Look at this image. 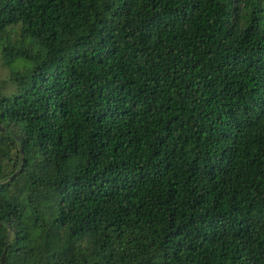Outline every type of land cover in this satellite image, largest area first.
I'll use <instances>...</instances> for the list:
<instances>
[{
    "label": "trees",
    "instance_id": "trees-1",
    "mask_svg": "<svg viewBox=\"0 0 264 264\" xmlns=\"http://www.w3.org/2000/svg\"><path fill=\"white\" fill-rule=\"evenodd\" d=\"M0 55V264H264V0H0Z\"/></svg>",
    "mask_w": 264,
    "mask_h": 264
},
{
    "label": "rangeland",
    "instance_id": "rangeland-1",
    "mask_svg": "<svg viewBox=\"0 0 264 264\" xmlns=\"http://www.w3.org/2000/svg\"><path fill=\"white\" fill-rule=\"evenodd\" d=\"M13 89L14 87L10 81V70L2 65L0 57V94L9 95L13 92Z\"/></svg>",
    "mask_w": 264,
    "mask_h": 264
},
{
    "label": "water",
    "instance_id": "water-1",
    "mask_svg": "<svg viewBox=\"0 0 264 264\" xmlns=\"http://www.w3.org/2000/svg\"><path fill=\"white\" fill-rule=\"evenodd\" d=\"M14 176H15V174H14V175H12V177H10V178H9V180H11V178H13Z\"/></svg>",
    "mask_w": 264,
    "mask_h": 264
}]
</instances>
